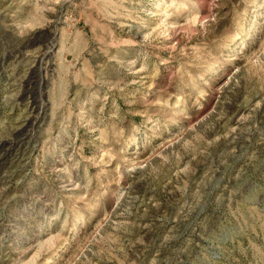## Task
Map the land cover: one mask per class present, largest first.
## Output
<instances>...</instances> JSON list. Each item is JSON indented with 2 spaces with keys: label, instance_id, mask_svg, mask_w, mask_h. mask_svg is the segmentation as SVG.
Instances as JSON below:
<instances>
[{
  "label": "rangeland",
  "instance_id": "374dc122",
  "mask_svg": "<svg viewBox=\"0 0 264 264\" xmlns=\"http://www.w3.org/2000/svg\"><path fill=\"white\" fill-rule=\"evenodd\" d=\"M0 264H264V0H0Z\"/></svg>",
  "mask_w": 264,
  "mask_h": 264
},
{
  "label": "bare ground",
  "instance_id": "6f19581e",
  "mask_svg": "<svg viewBox=\"0 0 264 264\" xmlns=\"http://www.w3.org/2000/svg\"><path fill=\"white\" fill-rule=\"evenodd\" d=\"M43 57V56H42Z\"/></svg>",
  "mask_w": 264,
  "mask_h": 264
}]
</instances>
